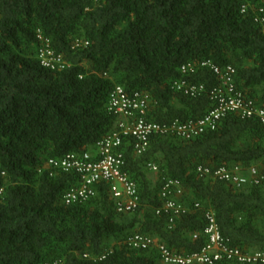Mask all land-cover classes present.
<instances>
[{
	"label": "trees",
	"instance_id": "1",
	"mask_svg": "<svg viewBox=\"0 0 264 264\" xmlns=\"http://www.w3.org/2000/svg\"><path fill=\"white\" fill-rule=\"evenodd\" d=\"M262 18L264 0H0V264H161L155 248L134 249L129 239L139 234L197 253L207 243V210L229 247L264 254V179L235 188L197 171L238 166L248 177L264 163L256 118L228 113L216 130L190 140L155 135L141 155L126 138L123 171L138 192L131 213L117 212L107 183L87 201L64 205L77 176L47 167L71 153L96 159V143L118 121L108 111L115 86L148 95L150 122L202 119L219 85L199 67L205 61L232 67L236 91L264 110ZM43 49L62 67L43 66ZM184 65L195 68L183 74ZM177 82L202 91L192 97ZM169 180L184 189L178 202L188 210L177 217L162 210Z\"/></svg>",
	"mask_w": 264,
	"mask_h": 264
},
{
	"label": "built area",
	"instance_id": "2",
	"mask_svg": "<svg viewBox=\"0 0 264 264\" xmlns=\"http://www.w3.org/2000/svg\"><path fill=\"white\" fill-rule=\"evenodd\" d=\"M264 24V18L260 20ZM41 64L45 67H62V59L54 56L52 52L43 49L39 53ZM200 68H209L218 78L219 85L212 92L213 108L196 122L180 123L178 121L169 126H161L146 119L150 98L143 92L128 95L121 86H115L108 95V111L118 118L114 130L95 145V157L90 153L67 154L61 159H50L47 167L55 172L74 173L77 182L71 186L61 198L64 205L84 202L95 195V188L100 183L110 185L111 198L118 213L133 212L138 206V192L136 185L123 171L124 154L123 141L132 139L136 155L143 154L149 145L150 139L155 136H175L184 140H190L214 131L218 124L228 113H235L243 119L256 118L264 128V110L257 108L253 103L246 101L242 94L236 91L234 84L235 71L232 67L220 68L210 61L200 63ZM192 65H184L180 71L185 74L194 70ZM174 86L178 90L190 96H196L202 91V87H187L182 82ZM264 162V158H263ZM152 172H157L155 165H148ZM198 173L203 176H211L214 179L224 181L235 188L246 184H259L264 179V163L252 167L248 171L249 176L240 174L238 166L231 170L220 168L213 173L209 169L198 168ZM184 189L178 181H167L161 190L160 199L164 201L163 211L170 212L172 216H179L187 212V207L178 202ZM198 209L199 205L195 204ZM157 214L160 213L158 210ZM205 228L203 235L207 238L206 245L197 253L183 255L177 251L169 250L163 245H156L149 237L139 234L129 239V245L134 249L147 250L155 248L160 257L161 264H216L221 261L236 262L239 264H264V254L261 252H244L239 248H232L220 235L212 211L204 213ZM172 221V220H170ZM194 239L197 237L194 235Z\"/></svg>",
	"mask_w": 264,
	"mask_h": 264
}]
</instances>
